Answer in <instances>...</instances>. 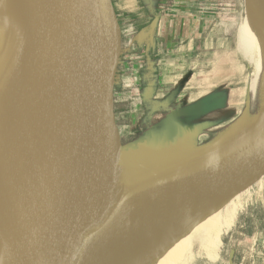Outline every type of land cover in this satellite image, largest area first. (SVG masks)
<instances>
[{
	"label": "water",
	"instance_id": "obj_1",
	"mask_svg": "<svg viewBox=\"0 0 264 264\" xmlns=\"http://www.w3.org/2000/svg\"><path fill=\"white\" fill-rule=\"evenodd\" d=\"M36 9L29 58L39 81L54 86L40 99L18 88V190L6 241L0 230V264H86V222L100 200L114 208L104 193L111 186L128 198H170L218 186L264 161L263 132L194 176L148 185L120 179L113 84L114 77L126 84V51L118 49L123 31L113 4L36 0ZM55 103L59 114L52 120L46 110Z\"/></svg>",
	"mask_w": 264,
	"mask_h": 264
},
{
	"label": "bare ground",
	"instance_id": "obj_2",
	"mask_svg": "<svg viewBox=\"0 0 264 264\" xmlns=\"http://www.w3.org/2000/svg\"><path fill=\"white\" fill-rule=\"evenodd\" d=\"M259 1L263 11L253 10L245 3L238 31V49L255 69L247 87L250 109L244 129L222 135L207 145L165 149L143 144L140 162L119 169L120 179L148 185L163 177L194 176L264 132V0ZM37 32L36 0H0V230L4 241L10 234L18 190L15 167L21 125L18 88L21 86L32 97L40 99L45 88L54 86L39 81L35 64L30 60L32 36ZM46 114L52 120L57 118L56 103ZM263 179L264 161L218 186L178 191L170 198H128L111 186L104 193L114 208L100 200L88 216L87 250L107 244L108 254L105 251L98 264H109L110 254L114 259L121 258L117 264H188V242L195 236L204 253L214 258L221 233L233 224L243 196L252 186H261ZM101 255L100 252L98 257ZM86 264H92L88 255Z\"/></svg>",
	"mask_w": 264,
	"mask_h": 264
},
{
	"label": "crops",
	"instance_id": "obj_3",
	"mask_svg": "<svg viewBox=\"0 0 264 264\" xmlns=\"http://www.w3.org/2000/svg\"><path fill=\"white\" fill-rule=\"evenodd\" d=\"M111 2L129 44L125 111L133 121L159 144L203 138L202 127L209 126L202 118L212 120L213 129L226 127L243 95L236 96L227 72L234 61L228 48L233 15L219 14L218 0ZM255 252L254 263L264 264V250Z\"/></svg>",
	"mask_w": 264,
	"mask_h": 264
},
{
	"label": "rangeland",
	"instance_id": "obj_4",
	"mask_svg": "<svg viewBox=\"0 0 264 264\" xmlns=\"http://www.w3.org/2000/svg\"><path fill=\"white\" fill-rule=\"evenodd\" d=\"M218 1L219 14L225 16L222 12H228V15H233L235 19L234 32L230 36L231 42L228 47L233 50L234 61L231 65V69L227 70V72L231 74V85L233 90L236 92V96L239 98L241 93L243 94L238 106L236 107L237 111L235 115L232 117L231 121H227L228 125L226 127L218 124L215 129L212 128V126H214L211 124L212 120L209 118H202V126L208 125L209 127H202L203 138L197 139L191 136V142L189 141V144L182 145L178 141L170 139L168 140V143L159 144L153 136L149 135L146 131L148 129L145 128L144 125L139 124L137 121L134 122L132 115L124 112L126 108L124 101L128 100L127 98L130 90L125 86L126 84L123 85L117 77H114L113 108L115 121L118 126V141L120 147L118 151V169L124 168L128 165H133L134 163H139L140 157L143 153V144L147 143L161 146L165 149L176 146L193 147L198 146L199 144L207 145L217 140L222 135L228 136L242 131L247 124V121H249L247 115L250 107L248 106L246 93L247 87L249 86V78L253 75L255 69L254 65L244 56L243 52L238 49V31L244 16L245 3L246 5L248 4L251 6L253 10L257 8L258 10L263 11V9L259 0ZM127 45L129 46L126 35L123 33L122 38L119 35L118 49L122 50L123 48L127 51ZM241 201L243 203L242 207L238 210L233 224L229 228L224 229L221 233L220 246H218L216 250V257L209 258L206 253H204L197 238L193 236L188 242V251L190 252L188 264H255L254 260L258 258L256 257L258 252L255 251L258 249L264 250V179L261 186H252L243 196ZM101 244L104 246L98 245L99 248H94L93 246V249L88 252V258L92 264H94L95 261V264H98L100 260L102 261L105 256V251V253L108 254L107 252L109 251V247H107V244ZM101 246L104 247L105 250L102 249ZM96 249L101 250L98 251ZM97 252H99L98 254H100V252L101 254L103 253V256L101 255L102 257H98ZM119 261L121 262L120 257L114 259L112 254H110L109 264H117Z\"/></svg>",
	"mask_w": 264,
	"mask_h": 264
}]
</instances>
